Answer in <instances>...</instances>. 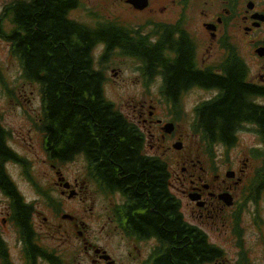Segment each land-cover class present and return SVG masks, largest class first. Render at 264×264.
<instances>
[{
  "label": "trees",
  "instance_id": "obj_1",
  "mask_svg": "<svg viewBox=\"0 0 264 264\" xmlns=\"http://www.w3.org/2000/svg\"><path fill=\"white\" fill-rule=\"evenodd\" d=\"M78 3L9 0L0 13V37L10 43V52L18 60L24 78L38 84L43 115L37 122L52 158L65 160L75 152L91 155L95 161L100 160L98 168L109 185L129 188L144 210L130 216L133 228L146 235L157 234L168 244V254L156 257L151 264L222 261L223 249L208 240L205 230L184 220L179 199L166 186V163L156 156L140 154L138 130L105 96L102 73L93 64V45L101 38L109 46L123 45L130 52L144 55L153 68L151 73L162 66L158 71L164 74V86L174 101L179 91L196 84L218 88L221 95L216 100L199 106L202 108L196 127L203 139L226 146L235 144L236 132L243 123H255L264 142V103L256 101L257 97L264 98V84L247 80V65L235 50L229 65L215 75L195 70L191 49L183 38L177 44L179 56L170 60L164 56L168 49L165 39L160 45L146 47L109 28L91 32L68 17L69 10ZM8 137L9 130L0 121V188L15 194L5 169L7 160L17 158ZM263 190L264 169L252 182L251 199L256 200ZM17 204L18 218L25 223L28 206L19 201ZM240 212L241 208L234 214L236 224ZM239 231L241 236L240 226ZM238 243L241 251L236 264H245L247 252L241 237Z\"/></svg>",
  "mask_w": 264,
  "mask_h": 264
},
{
  "label": "flooded vegetation",
  "instance_id": "obj_2",
  "mask_svg": "<svg viewBox=\"0 0 264 264\" xmlns=\"http://www.w3.org/2000/svg\"><path fill=\"white\" fill-rule=\"evenodd\" d=\"M113 2L119 7L123 6L130 12L144 13L146 18L132 23L126 22L117 16L108 18V15L84 6L81 0L74 8L69 10L68 17L81 26L87 27L91 32L106 31L109 28L125 34L132 41L141 43L146 47L160 45L165 39L168 49L164 56L170 60H174L179 56L177 44L183 38L191 49V59L195 70L204 73L211 72L215 75L221 72L227 50L236 46L231 39L233 21L238 23L239 33L243 34L245 42H250L252 52L253 49L256 52L255 49L258 46L264 45L261 36H258L257 40L254 38L256 32L264 28V0H147L145 6L138 8L128 0H113ZM136 2L139 3V0H136ZM195 7L201 18L205 43L203 49L197 48L194 37L187 29V19H189ZM78 10H83L86 17L80 15ZM76 12L78 13L74 17L72 14ZM99 46L101 47L97 54L99 60L98 62L95 61L94 67L102 73L105 84L108 77L103 70V63L109 60L110 54L111 56L117 54L138 63H136V69L140 74L141 83L147 89L152 86L155 77H160V85H165L164 74L158 71L162 66H157L155 71L151 73L153 68L149 67L148 60L144 55L130 52L123 45L113 44L109 46V43L101 38L95 40L93 48L96 49ZM236 50L243 58L238 48ZM258 58L260 69L264 71V56ZM243 60L247 65L246 60L244 58ZM111 70L113 78L118 76L114 67ZM259 76L263 77V74H259ZM194 87L206 90L215 88L213 86L207 87L202 83L196 84L192 88ZM211 92L208 98L201 99L198 102L206 103L209 101L215 94L213 90ZM180 94L179 91L178 98ZM164 95L165 98L167 96L171 97L166 88L163 92L159 86V96ZM195 105L193 106V114ZM201 108L197 112L200 115ZM132 114L126 115L122 112L124 120L129 122L132 127L134 124L139 132L142 140L140 154L152 157L153 152L149 151V147L152 145L145 122L147 120L153 121V113L149 109L140 108L139 116ZM135 116L137 117L135 118ZM175 124L177 126V123ZM37 128L35 126V129ZM41 136H43V132H41ZM12 150L16 153L17 158L8 160L7 171L11 176L8 164L18 168L23 176V182L34 190L35 197H31L32 194L31 198L26 199L19 189L18 183L14 180L16 195L0 188V264H124L125 261L117 256L107 243L100 242L99 238L89 234V222L79 216L78 212L71 211L72 207L69 208V200L81 199L83 202L80 203L82 210L93 212L96 202L91 197L92 191L112 198V200L110 199L105 223H101V229L106 230H100V234L112 232L122 237V239L130 238L129 240L136 247L137 254L140 256L142 253L141 247L144 248L147 245L146 256L141 259L139 264L148 262V259H154L155 254L157 258L165 252L168 254V244L160 254L157 252L162 237H158L157 234L146 235L133 228L130 216L144 213V210L139 207V202L135 201L136 197L134 198L129 188L109 185L98 168L97 162L100 160L95 161L91 155L87 156L83 152H75L72 157H68L64 161L52 160L45 152L44 160L53 174L52 188L45 189L37 183L31 174L34 164L33 157H29L14 148ZM81 162L85 167L84 174L73 172V169L69 167L71 165L79 166ZM165 162L168 163L166 159ZM190 162L189 188L200 193L201 199L204 200L203 208L218 206L220 201L218 194L223 189H232L233 180H227L224 177L218 178V175L214 174L212 179L206 181L209 172L206 165H203L198 158L196 161L190 158ZM68 167L71 168L70 174L66 171ZM183 170H186V168ZM171 180L172 176L169 175L166 179V186L172 183ZM227 181L229 184H227ZM205 183L207 185H204ZM225 184H227L226 188ZM183 190L185 191V189ZM17 201L28 206L25 223L18 218L20 211ZM126 201L128 202L127 205L125 204ZM190 202L194 205L197 204L194 201ZM114 206L121 208L126 231L119 228L118 217L113 211ZM103 208H105V205L99 209L100 218L103 214ZM5 233L12 235L10 241L5 238ZM169 253H171V248ZM128 255H131V252H128Z\"/></svg>",
  "mask_w": 264,
  "mask_h": 264
},
{
  "label": "rangeland",
  "instance_id": "obj_3",
  "mask_svg": "<svg viewBox=\"0 0 264 264\" xmlns=\"http://www.w3.org/2000/svg\"><path fill=\"white\" fill-rule=\"evenodd\" d=\"M6 1L8 0H0V12ZM81 1L84 6L93 11L108 15V18L117 16L131 23L146 18L144 13L130 12L123 6H117L113 0ZM78 11L80 15H85L83 10ZM77 13L72 15L76 17ZM5 26L6 29L9 27L8 21H6ZM187 29L194 37L197 48L203 49L205 43L203 40L201 18L198 15L196 7L192 10L189 19H187ZM231 30V39L236 44L239 53L246 60L250 75L253 74L251 77L252 81L264 82V71L260 69V62L254 56V49L252 52L250 42H245L243 34L239 33V26L236 21L232 22ZM263 32L264 28L259 29L254 38L257 40V37L261 36ZM100 49L101 47L99 46L94 51L97 62L99 60V55L97 54ZM136 63L130 58L120 57L117 54L109 55V60L104 62L102 66L108 77L106 84H104L106 96L126 115L133 113L132 115L139 116L140 108L151 109L153 111V121L147 120L145 122L148 129L147 134L150 136L149 140H151L152 145L151 147L148 146L149 151L163 156L169 163L172 174L171 190L180 198V210L184 220L203 228L208 235L209 241L219 245L223 249V260L212 264H236L240 248L236 246V236L230 217L232 207L219 204L214 208L211 206L200 208L190 202L189 198L184 195L183 190V188L185 190L189 189L187 186L188 181L183 178V167L190 165V162L186 158L188 155L192 156L200 148L199 137L193 133L191 127L193 106L201 99L208 98L212 92L197 87L185 92L179 102L176 103L181 110L182 119L176 122L175 137L172 134L171 136H165L169 134L163 132L161 123H158L156 118H161L165 121L171 120L173 117H170L165 103L159 96L161 79L160 77H155L152 86L147 89L141 83ZM112 67L115 68L118 74L115 78L112 77ZM0 73L3 77L2 82L0 81V121L9 130V145L15 150L33 157L34 164L31 174L43 188L51 189L53 174L44 160L45 150L43 148L41 132L37 131L34 125V121L41 114L38 85L37 83H29L24 79L18 60L10 53L9 42L1 39V37ZM259 74H263V77H260ZM178 138L182 139L185 143L182 151L172 146V143ZM215 147L217 152L215 159L216 169H213L210 165L207 168L209 171H214L219 177H224V173L229 168L238 170V175L242 178V184L235 187V190L231 193L234 200L237 199V204H240L246 198L249 182L251 178L256 177L254 175L255 170L260 166L263 158L260 154L257 155L258 152L264 151L260 137L255 127L249 124L239 131L238 143L229 148L228 158H226L225 147L222 144L218 143ZM253 148L256 150L255 154H253L255 156L252 157L251 150ZM69 167L73 169V172L85 173L83 162L79 166L71 165ZM69 167L66 171L70 174L71 168ZM8 170L13 180L18 183L19 189L25 198L35 197L34 190L23 182L24 179L20 170L11 164H8ZM212 177L213 175L209 179H212ZM91 197L96 202L93 212L82 210L80 203L83 202L81 199L69 200V208L72 207L71 211L78 212L79 216H82L83 219L89 222V234L99 238L100 242L107 243L109 248L125 261L124 264H139L141 259L146 256L148 246L145 245L143 248L139 245L142 252L140 256L137 254L136 247L129 240L130 238L122 239V237L112 232L100 234V230H106L101 229V223H105L110 199L112 200V198L96 194L93 191L91 192ZM104 205L105 208H103V214H101L100 218L99 209ZM240 228L247 252L245 264H264V190L259 193V197L256 200L253 197L250 203H246V206L240 213ZM4 236L9 241L12 237V235L7 233ZM128 252H131V255H128Z\"/></svg>",
  "mask_w": 264,
  "mask_h": 264
},
{
  "label": "water",
  "instance_id": "obj_4",
  "mask_svg": "<svg viewBox=\"0 0 264 264\" xmlns=\"http://www.w3.org/2000/svg\"><path fill=\"white\" fill-rule=\"evenodd\" d=\"M129 1H131L136 7H143V6H145L146 3H147V0H139V3L136 2V0H129ZM258 51H259L260 54H262V51H260V50H258ZM164 128H165V130H167L168 132L171 131V129H172V125H171V123H167V124H165V127H164ZM180 145H181V143L176 144L177 147H180ZM228 175H232V172H231V171L228 172ZM191 197H192L193 199L198 198V197H199V194H196V193H193V192H192ZM220 197H221L222 199H224V200L226 201V203H228V204L231 203V202H230V195H229V193L224 192V193L220 194ZM197 203H198L199 205H202V204H203V202H200V201H198Z\"/></svg>",
  "mask_w": 264,
  "mask_h": 264
}]
</instances>
